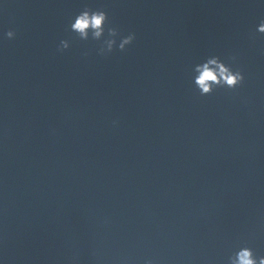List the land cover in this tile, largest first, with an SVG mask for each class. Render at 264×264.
Returning <instances> with one entry per match:
<instances>
[{"label":"clouds","instance_id":"obj_1","mask_svg":"<svg viewBox=\"0 0 264 264\" xmlns=\"http://www.w3.org/2000/svg\"><path fill=\"white\" fill-rule=\"evenodd\" d=\"M109 24L108 14L101 9L93 10L85 7L70 23V31L75 33L80 40L87 41L90 37L93 40H101L104 37L106 25ZM257 32L264 34V20H261ZM108 38L103 40L98 50L99 55L110 54L114 46L117 45L116 37L119 36L118 29L107 27ZM16 33L14 30H8L5 33L7 39H14ZM255 38V33L252 34ZM135 40V33H129L120 39L118 49L123 52L126 47ZM70 47L69 40H61L57 51L64 52ZM87 55V53H85ZM236 56H231L232 62L236 61ZM193 83L201 96L211 95L217 88H226L235 90L241 87L245 77L239 69H233L231 64H226L219 56H209L202 63L196 64L193 68ZM116 123V122H114ZM146 264H152L147 260ZM226 264H264V256H257L255 250L247 244L240 246L228 258Z\"/></svg>","mask_w":264,"mask_h":264}]
</instances>
